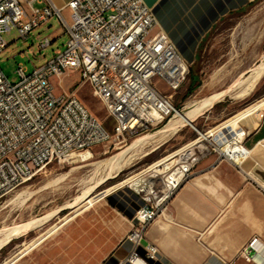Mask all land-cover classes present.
I'll return each instance as SVG.
<instances>
[{"label": "built area", "instance_id": "obj_1", "mask_svg": "<svg viewBox=\"0 0 264 264\" xmlns=\"http://www.w3.org/2000/svg\"><path fill=\"white\" fill-rule=\"evenodd\" d=\"M65 7L70 9L69 16ZM56 14L69 35L62 51L30 73L20 64L16 83L0 66V200L49 163L69 159L111 137L78 94L56 92L53 76L78 71L114 118V133L127 138L178 112L173 93L166 89L177 90L190 73L188 59L169 33L156 29L157 16L145 0H70L65 6L54 0H0V53L8 45L6 32L18 28L27 36ZM52 42L46 37L42 46ZM156 79L166 88L158 86ZM209 131L201 137H213L214 142L183 151L167 169L159 183L162 187L154 182L151 191L136 188L146 195L127 233L133 244L127 261L153 264L151 260L160 258V249L146 239V230L205 156L214 152L217 160L239 164L249 154L243 142L246 129L233 125ZM231 142L239 144L236 157L223 149ZM257 240L249 247L256 249ZM245 256L255 259L248 250Z\"/></svg>", "mask_w": 264, "mask_h": 264}, {"label": "rangeland", "instance_id": "obj_2", "mask_svg": "<svg viewBox=\"0 0 264 264\" xmlns=\"http://www.w3.org/2000/svg\"><path fill=\"white\" fill-rule=\"evenodd\" d=\"M64 13L69 16L67 10ZM46 37L53 42L42 46ZM5 38L8 45L0 53V66L9 79L16 83L20 80L16 71L20 64L26 67L27 72H32L62 51L69 35L62 19L56 14L34 27L27 36H22L18 28H13L5 33ZM196 50L197 56L188 58V61L190 71L194 70L200 85L187 95L191 84L189 74L177 90L166 89L173 93L178 110L184 109L191 101L201 100L221 90L227 91L212 107L191 123L179 126L176 131L165 130L169 121L167 119L139 135L127 138L118 136L113 129L114 118L103 101L93 93L91 85L81 79L78 71L71 70L69 74L52 77L56 92L78 94L88 109L104 122L111 137L91 149L92 157L82 159L79 153L69 159L53 161L2 197L1 240L14 226L29 222L32 225L13 235L0 249V264L15 258L32 243L34 245L13 264H49L45 253L61 245L80 259L78 264H100L110 250L107 240L111 230L106 229V223L113 218L111 211L136 208L142 202V196L146 195L145 190H136L134 186L121 181L198 137L200 141L194 144L210 146L214 138L201 137L202 132L217 127L237 114L240 106L264 99V95L258 99L249 94L237 95L242 87H239V82L264 61V0H258L247 9L230 10L211 27L197 44ZM156 84L166 88L161 79H156ZM256 87H260L259 91L264 90V73L254 89ZM138 136L147 138L143 143L132 145ZM185 150L174 153L167 163L175 165ZM118 154L120 163L127 161L126 166L119 171L115 161L111 165L97 163L98 160ZM210 155L215 156V153L208 154L203 160ZM166 172L148 179L157 185L162 182ZM106 175L112 177L99 183ZM158 186L162 187V184ZM86 195L96 197L93 204L87 205L86 200H82Z\"/></svg>", "mask_w": 264, "mask_h": 264}, {"label": "crops", "instance_id": "obj_3", "mask_svg": "<svg viewBox=\"0 0 264 264\" xmlns=\"http://www.w3.org/2000/svg\"><path fill=\"white\" fill-rule=\"evenodd\" d=\"M54 1L65 6L70 0ZM252 1L145 0L157 16L156 29L167 31L187 59L197 56V44L224 15ZM64 10L70 14L68 7ZM259 88L248 94L258 99L264 95ZM260 100L240 106L222 126L247 130L243 142L249 154L243 162L217 160L216 155L202 159L149 224L146 239L161 252L159 259L151 260L153 264H264V104L252 108ZM136 208L111 211L113 218L106 223L111 230L110 250L100 264H134L126 258L133 249L127 233ZM254 239H258L256 249L249 247ZM246 249L254 252L255 259H247ZM139 251L145 252L143 248ZM45 255L49 264L80 261L62 245Z\"/></svg>", "mask_w": 264, "mask_h": 264}, {"label": "bare ground", "instance_id": "obj_4", "mask_svg": "<svg viewBox=\"0 0 264 264\" xmlns=\"http://www.w3.org/2000/svg\"><path fill=\"white\" fill-rule=\"evenodd\" d=\"M263 73H264V61L263 62H260V64L257 65V67L250 74H248L246 76V78L242 79L241 82H239V87L240 86H242V87L238 90L237 95L238 96H242V95H245V94L250 93L254 89L256 83L261 78V76H263ZM226 91L227 90H221V91H218V92H216V93H214V94H212V95H210L208 97L202 98L201 100H196V101L189 102L184 109L178 110V112H176L173 116H171V118L169 119V121H168V123H167V125L165 127V130L176 131L178 128H180L179 126L185 124L186 122H191L193 119H195L198 116H200L206 109H209L210 107H212L214 105V103H216L217 101H219V99L222 98V96L225 94ZM261 104H264V99L260 100L258 103H256L255 105H253L252 108H255L256 109V107L258 108L259 105H261ZM248 110H250V109H248ZM236 118H239V117L236 115ZM225 122L222 125H219L217 127L211 128L210 131H209V133H213L215 131V129H218V128L222 127V126H225L226 125ZM234 122H236V121H234ZM232 124H233V122H232ZM201 136L207 137L208 135L206 134V132H202ZM138 137L139 138H137L132 145H137L138 143H143V141L147 138L145 136H141V137L138 136ZM199 141H200V137L194 139L192 142L184 145L183 147H181L180 149L176 150L175 152L169 154L168 156H166V157H164V158L156 161L155 163H153L149 167L143 169L142 171H140V172H138V173H136V174H134L132 176H129V177L125 178L123 181H121V183H125V184L128 183V184L134 186L137 189H148L149 191H151L152 188H153V182L152 181H149L148 178L149 177H155V176L161 174L162 172L164 173L165 171H167V169H169V167L171 165L170 162L167 163V160L174 153L178 152L179 150L181 151V150H183L185 148L187 149V147H189V146H191L194 143H197ZM238 148H239V144L237 142H231L228 145H224V148L223 149L226 150L230 155L236 157V153L235 152L238 150ZM80 156L82 157V159H88V158H90V157L93 156L92 150L89 149V150L82 151L81 154H80ZM70 157H72V156H70ZM119 158H120V154L114 155V156H112V157H110L108 159L98 160L97 163L100 164V165H102L103 163L110 164L112 161H115L117 167L119 168L118 169V171H119V170L123 169L124 166H126L125 164L127 163V161L126 162H123V163H120L119 162ZM108 177H112V175L111 176L110 175L109 176H107V175L104 176L100 180L99 183L103 182ZM115 188H116V186H115ZM100 197H101V195H100ZM83 199L86 200V203L88 205V204H93L94 201L96 200V197L95 196H87L86 195L84 198H82V200ZM79 203H80V201H79ZM31 225H32V222H29V223L20 224V225H17V226H14V227L10 228L6 232V234L4 233L6 235V237H4L2 240L0 239L1 240L0 241V249L5 244H7L9 242V240L11 239V237L13 235H16V234L20 233L23 229H25V228L27 229ZM40 237H41V235H40ZM33 245L34 244L32 243V244H30L27 247L25 246L26 248L23 251H21V253L19 255H17L15 258H12V259L7 260L3 264H13L14 261L19 256H21L23 253H25V251L29 250Z\"/></svg>", "mask_w": 264, "mask_h": 264}, {"label": "trees", "instance_id": "obj_5", "mask_svg": "<svg viewBox=\"0 0 264 264\" xmlns=\"http://www.w3.org/2000/svg\"><path fill=\"white\" fill-rule=\"evenodd\" d=\"M257 1L258 0L252 1L248 6L255 4ZM247 7H245L244 9H247ZM189 74H190V77H191V84H190V86L188 88L187 95L192 93L200 85V81L198 80V76H196V74H194V70L193 69H191Z\"/></svg>", "mask_w": 264, "mask_h": 264}, {"label": "water", "instance_id": "obj_6", "mask_svg": "<svg viewBox=\"0 0 264 264\" xmlns=\"http://www.w3.org/2000/svg\"><path fill=\"white\" fill-rule=\"evenodd\" d=\"M191 122H192V121H191ZM191 122H190V123H191Z\"/></svg>", "mask_w": 264, "mask_h": 264}]
</instances>
